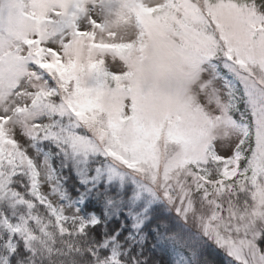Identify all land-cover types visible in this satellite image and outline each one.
<instances>
[{"label":"snow or ice","instance_id":"6c2138e0","mask_svg":"<svg viewBox=\"0 0 264 264\" xmlns=\"http://www.w3.org/2000/svg\"><path fill=\"white\" fill-rule=\"evenodd\" d=\"M0 264H264V0H0Z\"/></svg>","mask_w":264,"mask_h":264}]
</instances>
